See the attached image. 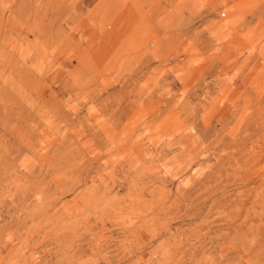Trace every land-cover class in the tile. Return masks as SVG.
Listing matches in <instances>:
<instances>
[{"label":"rangeland","instance_id":"rangeland-1","mask_svg":"<svg viewBox=\"0 0 264 264\" xmlns=\"http://www.w3.org/2000/svg\"><path fill=\"white\" fill-rule=\"evenodd\" d=\"M0 264H264V0H0Z\"/></svg>","mask_w":264,"mask_h":264}]
</instances>
